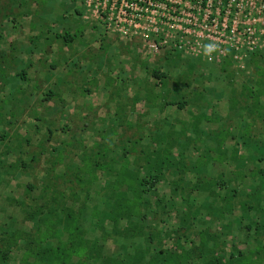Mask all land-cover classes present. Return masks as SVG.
<instances>
[{
  "label": "rangeland",
  "instance_id": "obj_1",
  "mask_svg": "<svg viewBox=\"0 0 264 264\" xmlns=\"http://www.w3.org/2000/svg\"><path fill=\"white\" fill-rule=\"evenodd\" d=\"M149 2L0 0V264H20L62 205L125 264L160 250L186 252L179 264L240 252L264 264V44L242 66L216 64L180 47ZM88 153L99 166L82 173ZM156 156L169 164L156 170ZM123 168L148 179L143 203L115 230L98 226Z\"/></svg>",
  "mask_w": 264,
  "mask_h": 264
},
{
  "label": "trees",
  "instance_id": "obj_2",
  "mask_svg": "<svg viewBox=\"0 0 264 264\" xmlns=\"http://www.w3.org/2000/svg\"><path fill=\"white\" fill-rule=\"evenodd\" d=\"M58 36L66 39V43L72 42L75 38V35L67 33H65V35ZM152 75L158 78L163 76V74L161 75L157 71H152ZM81 159L84 161V166H80V171L82 173L83 171L91 173V170L89 169L90 163H94L96 166H99V163L96 161V155L91 157V154L88 153ZM168 164V158L156 156L154 162L156 170H160ZM110 168L111 167H107L109 170ZM114 172L116 174L115 179L118 180L121 187L118 184L115 185L116 183L114 182L113 188L112 184L108 185L111 189L108 194V200H111L110 206L104 208L102 211H95L94 216L98 219V226H102L104 222L110 221L115 230L119 222H122V220L125 222L129 221L131 216L138 212L137 208L143 203V186H145V184L148 185L149 181L147 178H140L137 173L124 170V168L117 169ZM154 176L156 178L158 175L155 174ZM81 178L77 181V184L83 185L84 182H90L89 179L84 180L82 175ZM61 193L62 192H59V194ZM61 211L62 215L61 217L55 219V225L54 223L50 224L47 219H39L38 227H41V224H43L45 226V230L42 231L41 237L37 243L29 241L28 245L31 243L35 245H33V247H29L30 250L26 251L28 253L23 255L20 264H74L73 258H77L79 264H86L87 262L97 264H125L121 259L106 258L102 254L101 245H98L96 241L93 243L88 239H84L83 229L80 225V214L78 212L74 211L70 207H65V205H62ZM57 226H60L61 230H59ZM61 233L67 235L65 242L62 243L59 241L56 246H52L50 244L42 246L41 242H43L44 239L54 236L58 237ZM6 252L7 251H2L3 256L5 257ZM159 254L160 256L158 255L151 258L149 263L157 264L158 262H161L162 264H179L181 259L187 256L186 252L178 253L176 251L168 252L166 250H160ZM233 257L234 255H232V258ZM249 260V256L243 255L240 252L238 257L230 264H233L234 262L237 264H246L250 263ZM252 264H260V260H258V262H253Z\"/></svg>",
  "mask_w": 264,
  "mask_h": 264
},
{
  "label": "built area",
  "instance_id": "obj_3",
  "mask_svg": "<svg viewBox=\"0 0 264 264\" xmlns=\"http://www.w3.org/2000/svg\"><path fill=\"white\" fill-rule=\"evenodd\" d=\"M153 1L168 12L162 16L173 21L169 27L174 28L180 47L192 43V49L208 61L242 66L264 44V0ZM141 17L136 13L129 20ZM210 43L216 46L211 59L204 51Z\"/></svg>",
  "mask_w": 264,
  "mask_h": 264
},
{
  "label": "clouds",
  "instance_id": "obj_4",
  "mask_svg": "<svg viewBox=\"0 0 264 264\" xmlns=\"http://www.w3.org/2000/svg\"><path fill=\"white\" fill-rule=\"evenodd\" d=\"M215 47H216L215 44L212 43L204 46L205 55H207L209 59L212 58L211 53L215 50Z\"/></svg>",
  "mask_w": 264,
  "mask_h": 264
}]
</instances>
